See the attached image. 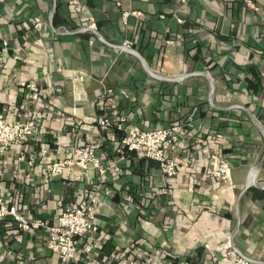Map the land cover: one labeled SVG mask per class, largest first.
<instances>
[{
  "label": "crops",
  "instance_id": "0c3cea01",
  "mask_svg": "<svg viewBox=\"0 0 264 264\" xmlns=\"http://www.w3.org/2000/svg\"><path fill=\"white\" fill-rule=\"evenodd\" d=\"M118 47L167 78L206 74L213 105L205 78H152ZM58 67L85 79L74 81ZM27 80L44 91L33 105L18 86ZM103 88L113 91L114 110L128 124L179 126L176 158L188 161V170L168 181L155 161L127 154L121 174L111 169L103 178L98 231L85 240L91 251L78 264H221L222 252L206 250L204 240L212 247L228 243L234 254L264 264V164L245 190L264 154L263 136L249 117L264 128V0H190L185 7L176 0H0V111L37 115L45 128L35 142L0 158V197L27 218L53 222L58 201L78 206L99 181L89 173L76 182L69 173L45 182L40 166L13 158L19 150L60 159L90 141L100 142L104 162L123 153L96 125L110 111ZM217 136L231 163L230 182L204 176ZM44 241L42 231L0 221V264H61Z\"/></svg>",
  "mask_w": 264,
  "mask_h": 264
},
{
  "label": "built area",
  "instance_id": "2783aa9c",
  "mask_svg": "<svg viewBox=\"0 0 264 264\" xmlns=\"http://www.w3.org/2000/svg\"><path fill=\"white\" fill-rule=\"evenodd\" d=\"M189 1L176 0L179 7H185ZM128 15V13L122 14L124 22ZM40 26V24H36L34 27L39 30ZM90 26L94 28L92 20ZM7 44L6 41H3L2 47L6 49ZM127 46L129 45L127 44ZM56 72L70 73L73 80L77 82H83L85 79L82 72L63 67H58ZM18 86L24 90L28 105L38 103L44 93L38 86L37 80L20 81ZM112 94L111 89L103 88L101 92V97L104 100L103 105L110 106V111L96 117V125L102 131L104 139L109 138L112 141H117L123 149V153L116 160L112 162L101 160L98 156L100 142L90 141L60 159L43 160L34 152L27 156L21 150L18 154L13 155V158L20 164L25 163L30 168L40 166L44 171L45 182L63 178L69 173L74 181L82 182L91 173L99 181L92 194H88L78 206L65 205L58 201L59 213L53 222L40 217L29 219L11 200L0 197V221H9L23 232L42 231L45 237V247L58 258L61 264H78L84 254L90 253L91 246H86L84 243L87 238L94 236L98 231L95 222L98 190L103 187V178L111 169L115 175L121 174L119 163L125 160L127 154L135 153L137 158L155 161L159 166L160 173L168 181L188 170V161L180 162L176 158L182 139L180 127L142 129L136 125L128 124L126 118L118 115L114 110ZM44 130V124L38 120L37 115L33 118H25L17 112L16 108H12L10 115H7L5 111H0V158L9 155L15 148H22L29 142H35L44 133ZM221 139L222 137L217 136L216 140L212 141L214 149L208 154L210 166L205 170L204 176L207 179L230 182L231 163L221 155ZM202 245L212 253L222 252L221 264H256L234 254L228 243L222 247H212L208 241L204 240ZM127 264H135V262L130 261Z\"/></svg>",
  "mask_w": 264,
  "mask_h": 264
},
{
  "label": "water",
  "instance_id": "95a60500",
  "mask_svg": "<svg viewBox=\"0 0 264 264\" xmlns=\"http://www.w3.org/2000/svg\"><path fill=\"white\" fill-rule=\"evenodd\" d=\"M54 11H55V5L53 7V10L51 12V15L54 13ZM118 48L120 50H123V51H126V52L130 53V54L135 55L138 58V60L141 62L143 68L146 70V72L152 78L159 79V80H163V81H167V82H177V81H181L183 79L190 78V77H194V76H200V77L205 78L208 81V84H209V97H210L209 98V103H210V105H213V102H212V99H211L212 92H213V84L211 82V79L206 74H203V73H193V74H186V75H183V76H179V77H176V78H167V77H164V76H162L160 74H157V73L149 70L147 68V66L145 65V63L143 62L142 58L136 52H134L132 50H129V49H126V48H123V47L122 48L121 47H118ZM218 109H222V108H219L218 107ZM249 117H250L252 123L254 124V126L261 132V134L263 136V139H264V128L257 122V120L254 117H252L251 115H249ZM263 164H264V154H263L261 160L251 169L250 174H249V180H248V183H247V185L245 187V190H247L251 186H254L255 185L257 175L262 170ZM262 188H264V185L262 186ZM253 263L263 264V263H258V262H253Z\"/></svg>",
  "mask_w": 264,
  "mask_h": 264
},
{
  "label": "trees",
  "instance_id": "16d2710c",
  "mask_svg": "<svg viewBox=\"0 0 264 264\" xmlns=\"http://www.w3.org/2000/svg\"><path fill=\"white\" fill-rule=\"evenodd\" d=\"M142 129H147V128H144V127H141Z\"/></svg>",
  "mask_w": 264,
  "mask_h": 264
}]
</instances>
